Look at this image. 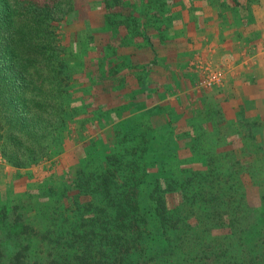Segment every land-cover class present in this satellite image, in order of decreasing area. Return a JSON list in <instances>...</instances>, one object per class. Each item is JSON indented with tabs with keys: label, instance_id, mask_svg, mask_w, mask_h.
Segmentation results:
<instances>
[{
	"label": "trees",
	"instance_id": "obj_1",
	"mask_svg": "<svg viewBox=\"0 0 264 264\" xmlns=\"http://www.w3.org/2000/svg\"><path fill=\"white\" fill-rule=\"evenodd\" d=\"M61 1L0 0V156L14 169L54 163L67 152L72 122L81 123L71 99L83 68L71 64L60 41V29L73 21L59 10L71 0ZM230 1L229 12H244ZM100 3L104 27L126 33L103 46V77L133 79L128 93L150 95L158 52L149 27L164 25L163 32L169 25L158 15L160 0L129 4L147 18L123 16L124 0ZM138 31L145 43L140 63L123 49L124 38ZM110 111L96 118L100 129L109 127L111 145L79 139L69 152L74 166L36 194L13 195L12 206L0 203V264H264V197L262 208L251 209L242 178L214 175L225 162L207 158L203 171L175 166L177 147L170 131L156 129L157 119L128 112L114 122ZM170 195L179 199L174 208Z\"/></svg>",
	"mask_w": 264,
	"mask_h": 264
},
{
	"label": "rangeland",
	"instance_id": "obj_2",
	"mask_svg": "<svg viewBox=\"0 0 264 264\" xmlns=\"http://www.w3.org/2000/svg\"><path fill=\"white\" fill-rule=\"evenodd\" d=\"M215 1L210 4L208 0H160L157 4L158 15L169 25L163 32L158 28L164 25L149 27L158 62L154 67L151 65L149 79L153 86H146L147 90L151 88L146 97L128 93L135 88L133 79L116 76L114 82H106L103 77V62L106 61L103 60V46L109 38L113 37L115 42L118 36L126 33L122 34L119 28L113 34L109 27H104L105 12L100 0H71L66 7L59 8L61 15L66 13L64 18H73L60 29L61 44L71 64H80L83 68L81 75H74L81 89L71 99V108L82 115L81 123L72 122L70 136H67L68 156L63 158L64 153L54 163L42 162L14 169L0 156V203L10 201L12 206L18 203L12 201L13 195L36 194L55 175L60 176L64 166L66 169L74 166L76 157L71 153L79 139L84 144L93 140L100 148L111 145L113 136L109 127L100 129L103 123L97 119L99 111L111 110L109 115L114 122L128 112L133 114L131 118L151 122L157 119L156 129L170 131L173 147H177L172 161L175 166L202 170L207 158L225 162V169L215 171L214 175L219 179L229 175L242 178L248 207L262 208L264 113L260 121L249 110H230L229 102H234V108L250 104L240 99L242 83L230 79L248 71L252 59L249 55L254 56L262 43L257 25L264 20V0H238L245 8L242 14L228 11L233 6L230 0ZM124 3L123 16L149 17L140 12L133 14L128 9L130 3L137 4L138 0H124ZM141 36L138 31L137 37L123 41V49L130 51L131 60L137 63L143 62L141 54L145 43ZM217 73L223 79L207 86V80H213ZM79 124L84 126V131ZM195 144L200 149H193ZM255 179H261L262 189L256 187ZM178 202L176 195L168 197L169 208H174ZM2 218L0 212V220Z\"/></svg>",
	"mask_w": 264,
	"mask_h": 264
},
{
	"label": "crops",
	"instance_id": "obj_3",
	"mask_svg": "<svg viewBox=\"0 0 264 264\" xmlns=\"http://www.w3.org/2000/svg\"><path fill=\"white\" fill-rule=\"evenodd\" d=\"M258 25H257V29L259 31L258 34H260L262 37L261 38L262 43L259 44L260 47H257V52L256 54L254 53L255 54L254 56H252V54L249 55L253 60L250 59L251 63L248 67V71L243 72L244 74L231 76L230 79L234 83L236 82L242 83L243 92L240 99L250 104L245 108L242 106L238 108L236 106L234 108L233 105L234 102H229V103L231 105L230 110H249L252 116L259 118L258 120L261 121L262 120L261 115H263L262 113H264V20L261 24ZM239 31L241 30H238V32Z\"/></svg>",
	"mask_w": 264,
	"mask_h": 264
},
{
	"label": "built area",
	"instance_id": "obj_4",
	"mask_svg": "<svg viewBox=\"0 0 264 264\" xmlns=\"http://www.w3.org/2000/svg\"><path fill=\"white\" fill-rule=\"evenodd\" d=\"M214 79L213 80H207L206 84L207 86H212L213 84H215L216 82H220L222 78L221 74L217 73L213 75Z\"/></svg>",
	"mask_w": 264,
	"mask_h": 264
}]
</instances>
